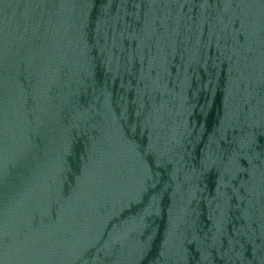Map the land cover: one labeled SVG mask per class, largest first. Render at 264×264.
Segmentation results:
<instances>
[{"label": "water", "instance_id": "95a60500", "mask_svg": "<svg viewBox=\"0 0 264 264\" xmlns=\"http://www.w3.org/2000/svg\"><path fill=\"white\" fill-rule=\"evenodd\" d=\"M0 264H264V0H0Z\"/></svg>", "mask_w": 264, "mask_h": 264}]
</instances>
